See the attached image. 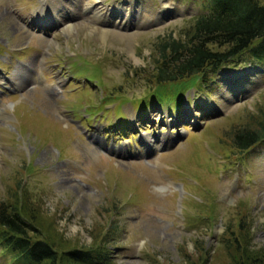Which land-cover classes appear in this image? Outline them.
Listing matches in <instances>:
<instances>
[{
  "label": "rangeland",
  "instance_id": "1",
  "mask_svg": "<svg viewBox=\"0 0 264 264\" xmlns=\"http://www.w3.org/2000/svg\"><path fill=\"white\" fill-rule=\"evenodd\" d=\"M45 2L53 20L39 28L26 16L41 0H0V198L24 191L60 253L91 248L92 263L57 264H235L245 246L259 253L264 139L238 150L231 132L264 107V62L237 54L158 83V40L180 36L206 0ZM146 140L153 150L140 155ZM0 264H23L1 240Z\"/></svg>",
  "mask_w": 264,
  "mask_h": 264
},
{
  "label": "trees",
  "instance_id": "2",
  "mask_svg": "<svg viewBox=\"0 0 264 264\" xmlns=\"http://www.w3.org/2000/svg\"><path fill=\"white\" fill-rule=\"evenodd\" d=\"M187 25L180 36L169 33L158 40L153 59L156 82L204 76L206 70H217L237 54L264 62V2L260 0H206L205 11L190 17ZM256 115L231 132L238 150L263 141L264 107ZM23 192L19 189L11 201L0 198V240L12 258L23 264H57L62 259L83 263L89 258L94 262L91 248L72 247L60 253V245L43 238L35 210ZM258 251L254 254L245 246L232 257L235 264H264V247Z\"/></svg>",
  "mask_w": 264,
  "mask_h": 264
},
{
  "label": "bare ground",
  "instance_id": "3",
  "mask_svg": "<svg viewBox=\"0 0 264 264\" xmlns=\"http://www.w3.org/2000/svg\"><path fill=\"white\" fill-rule=\"evenodd\" d=\"M95 18L96 19H98L99 17L97 16V14H95ZM67 29H68V27H67ZM29 64H31V65H33V63H29ZM23 73V77L24 78H26V72L24 73V72H22ZM18 74H15V76H17ZM26 81V80H25ZM14 84V83H13ZM50 92L52 93V94H56V93H53L54 92V90H53V88H51L50 87ZM148 122H149V120H148Z\"/></svg>",
  "mask_w": 264,
  "mask_h": 264
}]
</instances>
